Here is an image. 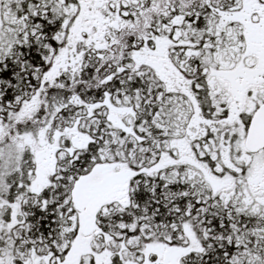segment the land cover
I'll return each mask as SVG.
<instances>
[{"label":"snow or ice","instance_id":"obj_1","mask_svg":"<svg viewBox=\"0 0 264 264\" xmlns=\"http://www.w3.org/2000/svg\"><path fill=\"white\" fill-rule=\"evenodd\" d=\"M0 264H264V0H0Z\"/></svg>","mask_w":264,"mask_h":264}]
</instances>
